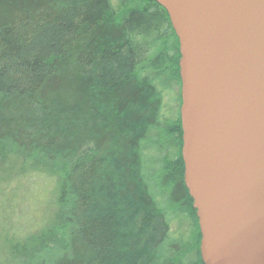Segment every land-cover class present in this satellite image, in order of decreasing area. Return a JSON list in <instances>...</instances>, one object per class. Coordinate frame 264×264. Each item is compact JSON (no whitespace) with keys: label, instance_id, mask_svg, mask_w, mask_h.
<instances>
[{"label":"trees","instance_id":"trees-1","mask_svg":"<svg viewBox=\"0 0 264 264\" xmlns=\"http://www.w3.org/2000/svg\"><path fill=\"white\" fill-rule=\"evenodd\" d=\"M179 60L154 2L0 0V166L54 181L39 224L18 214L16 188L0 201L3 226L35 242L0 264H203L171 234L181 214L196 219L181 98L175 113L165 101Z\"/></svg>","mask_w":264,"mask_h":264},{"label":"water","instance_id":"water-1","mask_svg":"<svg viewBox=\"0 0 264 264\" xmlns=\"http://www.w3.org/2000/svg\"><path fill=\"white\" fill-rule=\"evenodd\" d=\"M179 44L184 184L203 264H264V0H148Z\"/></svg>","mask_w":264,"mask_h":264},{"label":"rangeland","instance_id":"rangeland-1","mask_svg":"<svg viewBox=\"0 0 264 264\" xmlns=\"http://www.w3.org/2000/svg\"><path fill=\"white\" fill-rule=\"evenodd\" d=\"M179 98L181 97L180 90L178 88H173L166 96L165 101L167 106L173 110V113H175L177 106H179ZM47 176L49 178L31 173L27 166H24L20 161L17 160H11L6 164L1 165L0 201L4 199L3 197L14 198L12 191L9 189L16 188V190H18L17 192H20L21 195L25 196L23 204L21 205V213L18 212V214L22 215L24 212H30V218H34L35 220L38 218V221L36 222L39 224V222H41L40 219H43V216L41 217L43 212H39V215L36 217L33 216L34 210L38 204L40 207H43L45 204V208L49 206L48 209L46 208V211L49 215L54 211V197L52 194L54 189V181L50 179L51 175L48 174ZM43 196L45 197L43 198ZM36 200H38V203ZM39 200H41V202H39ZM18 202L21 201L18 200ZM27 217L29 218V216ZM52 223L53 220H51L49 224L51 225ZM191 233L192 229L190 224L185 222L183 219H179L171 225V234L174 237H188V234L191 235ZM12 235L13 234L10 230V226H3L2 222L0 221V260L21 254V252L24 250H31L35 245V242L31 241L27 243L18 241Z\"/></svg>","mask_w":264,"mask_h":264},{"label":"flooded vegetation","instance_id":"flooded-vegetation-1","mask_svg":"<svg viewBox=\"0 0 264 264\" xmlns=\"http://www.w3.org/2000/svg\"><path fill=\"white\" fill-rule=\"evenodd\" d=\"M172 27V26H171ZM179 47V44H178ZM178 88V87H177ZM180 90V97H181V88H178ZM177 110V108H176ZM179 115H180V107H179ZM181 153H182V148H181ZM176 156V151L172 154V157ZM182 157V154H181ZM192 208H193V203H192ZM194 210V208H193ZM180 216L181 219L185 220V222H188L191 226L192 229V233L191 235L188 234V237H179L176 236L174 238V242L177 243H181L182 246L187 247L188 251H196V255H197V260L195 259V262L198 261V256L200 257V241H201V234H200V230H199V226H198V220L196 218V214H195V221L192 219V215L190 214H181ZM200 237V238H199ZM201 259V257H200Z\"/></svg>","mask_w":264,"mask_h":264}]
</instances>
